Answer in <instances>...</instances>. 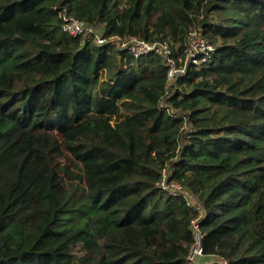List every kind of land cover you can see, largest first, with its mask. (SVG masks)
Listing matches in <instances>:
<instances>
[{"label": "trees", "instance_id": "1", "mask_svg": "<svg viewBox=\"0 0 264 264\" xmlns=\"http://www.w3.org/2000/svg\"><path fill=\"white\" fill-rule=\"evenodd\" d=\"M61 10L215 50L170 86ZM193 220L207 257L264 264V0H0V264H190Z\"/></svg>", "mask_w": 264, "mask_h": 264}, {"label": "built area", "instance_id": "2", "mask_svg": "<svg viewBox=\"0 0 264 264\" xmlns=\"http://www.w3.org/2000/svg\"><path fill=\"white\" fill-rule=\"evenodd\" d=\"M59 17L62 19V30L82 38V44L86 41H92L95 44L106 45L111 43L116 45L119 50L126 51L133 57L139 58L147 54H157L163 58L164 63L168 66V84L171 86L182 75L187 73L191 65L199 66L212 59L215 45L201 31L193 29L189 32L188 39L184 46L175 45L172 51V45L168 41H147L136 36L120 38L117 36L106 37L105 26H94L82 19L70 15L66 10L59 12ZM160 107H163L160 104ZM163 189L169 190L171 193H186L181 183L177 180H169L166 168L163 170L162 179L160 182ZM187 204L201 212L200 205L191 195L187 197ZM192 230L194 233V245L188 255L190 264L198 263L204 258L202 240L203 235L196 220L192 221ZM221 261V260H219ZM218 264V263H217ZM220 264H230L226 261H221Z\"/></svg>", "mask_w": 264, "mask_h": 264}, {"label": "crops", "instance_id": "3", "mask_svg": "<svg viewBox=\"0 0 264 264\" xmlns=\"http://www.w3.org/2000/svg\"><path fill=\"white\" fill-rule=\"evenodd\" d=\"M198 263H204V264H212V263H218L220 264L221 261H219L217 258L215 257H207L205 256L204 258L200 259L198 261Z\"/></svg>", "mask_w": 264, "mask_h": 264}]
</instances>
